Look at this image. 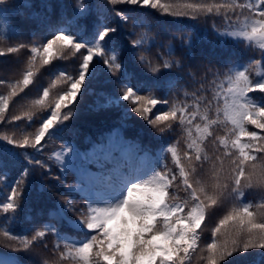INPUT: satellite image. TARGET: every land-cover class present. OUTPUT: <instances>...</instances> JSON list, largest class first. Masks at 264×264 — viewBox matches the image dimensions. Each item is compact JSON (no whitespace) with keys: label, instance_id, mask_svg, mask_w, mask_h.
Masks as SVG:
<instances>
[{"label":"snow or ice","instance_id":"snow-or-ice-1","mask_svg":"<svg viewBox=\"0 0 264 264\" xmlns=\"http://www.w3.org/2000/svg\"><path fill=\"white\" fill-rule=\"evenodd\" d=\"M33 7L0 0V41H8L0 57L21 65L14 78H0V248L10 250L0 264H25L21 254L28 264H264V0ZM9 8L25 9L18 14L35 22L34 39L21 41L4 18ZM153 11L172 19L161 25ZM197 25L212 29L214 47L243 45L252 55L221 64L198 58L206 37ZM60 61L75 67L40 85ZM30 86L39 94L18 105ZM88 95L91 110L116 119L81 152L71 125ZM133 114L151 129L149 143L126 138ZM61 186L71 194L53 200ZM253 191L259 198L247 199ZM42 201L37 226L33 206ZM18 223L31 226L17 233ZM205 231L210 242L201 247Z\"/></svg>","mask_w":264,"mask_h":264},{"label":"trees","instance_id":"trees-1","mask_svg":"<svg viewBox=\"0 0 264 264\" xmlns=\"http://www.w3.org/2000/svg\"><path fill=\"white\" fill-rule=\"evenodd\" d=\"M30 2L33 1V0H29ZM14 3L18 4V5H21L23 4L22 3V0H13ZM67 2V1H66ZM30 11H33V10H30ZM25 12V10L23 8H9L7 14L5 15V19L7 20L8 24L10 27L14 28V29H17L19 32L23 33L22 30H20V27H21V24L19 22H15V21H19L18 19H20L22 17V21H26L25 17L24 16H21L19 15L18 13H23ZM153 14V17H155L156 19H158L160 21V24L161 25H165L167 23L168 20V17L167 18H161V17H158L156 16V14H154V12H151L150 15ZM34 22V21H32ZM217 23H220L219 20H217ZM33 26H34V29L36 30V24L35 22L33 23ZM205 28V26H204ZM153 51H155V49H153ZM4 57H0V60L3 59ZM21 67V65H16V68L15 70H19V68ZM75 67V65L73 63H67V64H55L54 67L51 68V70H54L55 72L57 70H68V71H71L73 68ZM15 75H18V71H16V73H14L13 75L11 76H6V75H0V78H5V79H11V78H14ZM102 78H103V75L101 77V81H102ZM101 81H97L95 82L92 86L95 87L94 90H97L101 87ZM42 86H47L46 84H42ZM189 89H192L189 87ZM41 89H38V88H33L30 86L29 89H26L25 90V93L22 94V98H18L17 99V102H21L23 99H34L37 97V95L39 94V91ZM5 91L4 88H0V93H3ZM85 105V106H84ZM91 104H85V102H82L81 106H80V110H87L89 109ZM91 110V109H90ZM79 113V112H78ZM77 115V114H76ZM101 116V115H100ZM76 118V116H75ZM116 117L115 115H112L111 117H108L106 118L102 123H100L99 125H95V126H91V125H88V124H76L75 120L72 121V128H74L77 132L79 133H82L81 135V138L80 139H77V138H74V142L76 143V145L79 147L80 151L81 152H84L86 150H88V148L90 147L88 144H87V141L89 139L95 141L97 139L98 136L101 135V133H106L109 131V129L113 126L114 124V121H115ZM129 127L124 129V134L126 136V138L128 139H133V138H141L142 142L147 144L149 143V136L147 135V133L149 131H151V129H145V130H141L140 128H138V126H136V124H133V123H129ZM134 130V131H133ZM140 132L139 134L137 132ZM217 131H219L221 134H223L222 132V129H218ZM169 142H171V140H169ZM63 143L62 140H57L55 141V143L53 142H49V147L46 149V153L47 152H51L53 149L55 148H59L60 144ZM57 144L56 147H53V145ZM152 147L153 148H156L158 147V144L157 142L155 141H152ZM209 151H214V149L209 146ZM170 163V162H169ZM81 166V162L79 160H76L74 162V167H80ZM90 166V165H88ZM91 166H95V165H91ZM171 166V165H170ZM57 169L56 168H53V172H56ZM75 175L76 173L74 171H70L67 175V182L68 183H74L76 182L75 181ZM71 193L67 192V191H64L62 186L60 188H56L53 190V195H52V199L55 200L57 199L59 196H62V195H70ZM3 195H4V192H3V188L0 187V200L3 199ZM181 195H183V193L181 192ZM259 198V194L257 192H249L247 194V199H252V200H255V199H258ZM43 202V201H42ZM75 202L77 204H80V199H79V196L77 195L76 196V199H75ZM41 203H39V206H40ZM38 204L34 202V210H33V216L34 218H36L35 216V210L37 208V212L40 210V207H37ZM220 213L218 212L217 213V216L219 215ZM216 217H213L212 219H210L208 221V225H209V228H211L212 224L214 223V220H215ZM37 226H39V223L37 222ZM14 228V231H16L17 233H19L21 230L18 229L19 227L15 224L13 226ZM70 234H73V233H70ZM74 235V234H73ZM51 238V237H50ZM52 239V238H51ZM206 242H210V233L208 231H205L204 235H203V238L201 240V247H203L204 243ZM0 249H3V248H0ZM23 259H22V258ZM20 259H22L25 264H28V261H29V258L27 256H23V255H20ZM194 264H196L195 262V258H194Z\"/></svg>","mask_w":264,"mask_h":264},{"label":"rangeland","instance_id":"rangeland-1","mask_svg":"<svg viewBox=\"0 0 264 264\" xmlns=\"http://www.w3.org/2000/svg\"><path fill=\"white\" fill-rule=\"evenodd\" d=\"M68 2H70L71 0H67ZM30 2V1H29ZM52 3V1H50ZM22 3L24 4L25 3V0H22ZM31 4H33L35 7H33L31 10H33V12L35 11H39V4L41 3V0H33L30 2ZM22 5V4H21ZM25 10V9H24ZM154 12V11H153ZM154 14H156L154 12ZM156 16H158V14H156ZM159 17V16H158ZM161 18H167V17H161ZM168 19H172L170 17H168ZM22 21V20H21ZM15 22H18V21H15ZM23 22V21H22ZM28 22V21H27ZM25 25V30H24V27H23V30H24V34L22 35L21 37V41L23 42H27V41H30L32 39H34V37L30 34V32H28V29L30 28H34L33 26V23L31 21V23L28 25L27 23L24 24ZM137 32L140 31V29H136ZM135 38V37H133ZM35 39H39V36L35 37ZM8 41L4 40V41H0V45H3V44H6ZM13 42H16V41H13ZM139 51V50H137ZM57 64H67V63H72L71 61H60V62H56ZM16 62H15V59H14V56H9L7 58H3L0 60V75H6V76H11L13 75L14 73H16V71L18 70H15L16 68ZM55 71L54 70H51L50 71H47V72H44L43 73V76L40 77L38 83L40 85L42 84H46L48 85L49 83V78L52 76V74L54 73ZM103 75V74H102ZM93 90L95 89L94 86H92ZM55 91L56 89H53V95L55 94ZM95 99V97L91 96V95H88L85 97L84 101L85 104H92L93 103V100ZM31 99H23L21 102H17V104H23L25 103V101H30ZM85 106V105H84ZM159 107V106H158ZM91 108L87 109V110H80L79 113H77L76 115V118L74 117L73 120H75L76 124H88V125H91L92 127L95 126V125H99L100 123H102L106 118H108L109 116L106 115L104 112H96V111H93V110H90ZM12 111H17L16 108H13ZM101 115V116H100ZM116 117V116H115ZM130 124L133 123V124H136V125H141V122L139 121V119L137 117H135V114H133L132 118L128 121ZM19 123V122H17ZM5 129L3 128H0V131H3ZM177 133H179V131L177 130V132L175 134H173L171 136V139L170 140H175L176 139V136H177ZM81 135L82 133H79L76 131V135L74 138H77V139H80L81 138ZM57 144L53 145V147H56ZM53 183H55L53 181ZM43 204V202H41L40 206L38 204L37 207H41ZM18 227H27V226H30V224H26V223H18L16 224ZM19 229V228H18ZM51 241L52 239L49 237V245L51 246ZM3 250H8V249H3ZM10 251V250H8ZM43 255L45 256H48V253H43ZM50 258V257H49Z\"/></svg>","mask_w":264,"mask_h":264}]
</instances>
